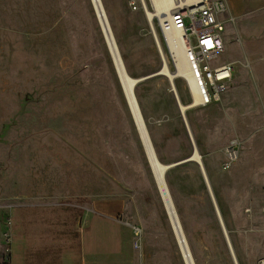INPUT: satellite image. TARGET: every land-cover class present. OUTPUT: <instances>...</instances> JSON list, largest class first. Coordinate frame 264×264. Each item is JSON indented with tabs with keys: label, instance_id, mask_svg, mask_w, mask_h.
Returning a JSON list of instances; mask_svg holds the SVG:
<instances>
[{
	"label": "rangeland",
	"instance_id": "obj_1",
	"mask_svg": "<svg viewBox=\"0 0 264 264\" xmlns=\"http://www.w3.org/2000/svg\"><path fill=\"white\" fill-rule=\"evenodd\" d=\"M139 1L102 0L134 78L163 65L147 20L154 0H144L146 10ZM227 2L226 49L216 63L233 62V78L219 101L187 109L185 119L239 264H264V0ZM159 19L152 23L174 71ZM177 86L180 101L192 102L183 78ZM135 94L159 160L190 156L192 140L169 79H144ZM233 140L238 158L227 168L225 150ZM144 146L94 0H0L3 239L13 235L2 225L13 196L22 192L49 204L35 211L50 233L81 232L95 264H235L198 163L165 175L180 240Z\"/></svg>",
	"mask_w": 264,
	"mask_h": 264
},
{
	"label": "built area",
	"instance_id": "obj_2",
	"mask_svg": "<svg viewBox=\"0 0 264 264\" xmlns=\"http://www.w3.org/2000/svg\"><path fill=\"white\" fill-rule=\"evenodd\" d=\"M139 3L147 9L144 0ZM132 5L133 9H138L135 1ZM228 9L227 0H172L170 12L159 21L161 31L170 27L180 32L179 43L187 53L190 77L196 84L200 97L197 106L200 107L219 101L235 72L231 61L216 63L226 49L223 15ZM238 153V143L233 140L225 150V167L231 166ZM136 233L141 231L136 230ZM10 238L7 233L6 241Z\"/></svg>",
	"mask_w": 264,
	"mask_h": 264
},
{
	"label": "bare ground",
	"instance_id": "obj_3",
	"mask_svg": "<svg viewBox=\"0 0 264 264\" xmlns=\"http://www.w3.org/2000/svg\"><path fill=\"white\" fill-rule=\"evenodd\" d=\"M94 2L96 4L97 11L100 13L101 23L103 25L108 44L111 48L116 67H117L119 76L121 78L122 84H123V88L125 91L126 98L130 104V107H131V110L133 112L136 124H137L139 132L141 134L143 143L145 145L144 147L146 148V152H147L150 164H151L152 169H153V173L155 176L157 186H158L159 191H160V193L163 197V200L166 204V207H167V210L169 212V215H170L173 227L176 231V234L178 235L180 240H183V238H184L183 229L181 227V223L179 221L177 212L174 208L173 201H172V198L170 196V192L168 190V187L166 184V179H165L166 171H168V168H167L168 164L162 163L155 153L153 144H152L151 139L149 137V134L147 132L145 122H144V119H143V116H142V113H141V110H140V107H139V104L137 101V97L135 94V87L138 84V83H136V81L139 78L132 77L128 73V71L125 67V64L123 62V59H122L120 51H119V48L117 46V40L113 34V31H112L111 26L109 24L108 18L106 16L102 0H94ZM171 2H172V0H154V6H155V10H153L154 12H148L147 13V15H148L147 20L150 21L151 29L154 30V33H156V37L159 41V45L161 46V49H162V44H161L162 42H161L160 37H159V35H158V33H157L153 23H152V20L155 17H160L159 21L163 20L167 16V14L170 12ZM154 33H153V35L155 37ZM162 34L164 36V40H165V43L167 45V49L169 50L170 54L172 55L176 69L174 71H172L170 69V67L167 64V61H166V58H165V55H164L163 49H162V53L161 52L160 53H161L162 58H163V65L161 66L159 71L161 74L165 75L169 79L170 84H171V80L173 81V85H174V88L176 90L178 98H180V97H179V89L177 86V78L180 77L186 81L187 85L189 86V88L192 92L193 100H192V102H181L180 101L181 108L185 113L187 109L193 108V107L198 105L199 100H200L199 93H198L196 84L194 83V81L190 77L187 53H186L184 47L182 46V44L179 43L180 32L175 30V29H172L170 27H166V28H164V30H162ZM156 37H155V41H156ZM156 44H157V41H156ZM171 89H172V91H174L172 85H171ZM187 125H188V122H187ZM188 128H189V125H188ZM189 131H190V128H189ZM190 134L192 136L191 131H190ZM192 138H193V136H192ZM193 141H194V139H193ZM194 156L196 157V159H199V157L196 153ZM228 235H229V233H228ZM225 238H226V235H225ZM231 244H232V242H231ZM182 245H183V250H184L185 254L188 255V257H189V255H190L189 249L187 248V246L183 242H182ZM232 247H233V245H232ZM229 248H230V246H229Z\"/></svg>",
	"mask_w": 264,
	"mask_h": 264
},
{
	"label": "crops",
	"instance_id": "obj_4",
	"mask_svg": "<svg viewBox=\"0 0 264 264\" xmlns=\"http://www.w3.org/2000/svg\"><path fill=\"white\" fill-rule=\"evenodd\" d=\"M13 198L14 202L8 206V218H5L2 225L4 229L9 228L13 235L9 242L0 235V264L3 250L8 252L6 264H21L22 261L29 259L43 261L42 264H95L88 259V251L83 250L81 232L76 233V238L75 232L62 231L59 234L48 231L46 218L35 210H44L49 204L43 201L32 202L29 200L31 195L22 192L15 194ZM2 210L3 207H0V215ZM74 213L75 211L70 212ZM103 213L107 215L106 212ZM46 240L50 242L52 248L47 249Z\"/></svg>",
	"mask_w": 264,
	"mask_h": 264
},
{
	"label": "water",
	"instance_id": "obj_5",
	"mask_svg": "<svg viewBox=\"0 0 264 264\" xmlns=\"http://www.w3.org/2000/svg\"><path fill=\"white\" fill-rule=\"evenodd\" d=\"M152 32L154 33V30H152ZM154 34H155V37H156V33H154ZM156 41H157L158 49H159L160 52L162 53V49H161V46L159 45V41H158L157 37H156ZM158 74H161L160 71H157L156 73H153V74L148 75V76L141 77V78H139V79L136 81V83H139L140 81H142V80H144V79H147V78H149V77H153V76L158 75ZM171 85H172V87H173V89H174V94H175V96H176V99H177V102H178V105H179V108H180V112H181V114H182V117L184 118V122H185L186 127H187V129H188V131H189V128H188V125H187V122H186V119H185V113H184V111H183L182 108H181V103H180V100H179V98H178V96H177V93H176V90H175V88H174V85H173V81H172V80H171ZM189 134H190V131H189ZM190 137H191V140H192V143H193V153H192L190 156H188V157H186V158H184V159L178 160V161L173 162V163H169V164L167 165V168L170 169V168H172V167H175V166H177V165H180V164H183V163H186V162H189V161H194V162L198 163V165L200 166L201 171H202V173H203V176H204L205 182H206V184H207L208 191H209V193H210V195H211V198H212V201H213V204H214V207H215V211H216L217 217H218V219H219V222H220V224H221V227H222V229H223V232H224V234L226 235V239H227L228 245L230 246V251H231L232 257H233V259H234V263H235V264H239V261H238V258H237V256H236L235 250H234L233 247H232V244H231V241H230V237H229V235H228V230H227V227H226V225H225L223 215H222V213H221V211H220V208H219V206H218V203L216 202V199H215V196H214V192H213L212 186H211V184H210V181H209V178H208V175H207L206 169H205L204 162H203V160H202V155H201V153H200L199 148L195 145V143H194V141H193V138H192L191 134H190ZM195 153L198 155L199 159H196V157L194 156Z\"/></svg>",
	"mask_w": 264,
	"mask_h": 264
}]
</instances>
